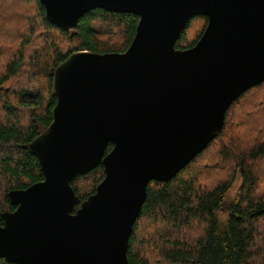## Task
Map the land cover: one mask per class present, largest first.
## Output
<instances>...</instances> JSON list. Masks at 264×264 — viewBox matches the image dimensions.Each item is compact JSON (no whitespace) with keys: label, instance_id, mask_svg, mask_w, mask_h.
<instances>
[{"label":"water","instance_id":"1","mask_svg":"<svg viewBox=\"0 0 264 264\" xmlns=\"http://www.w3.org/2000/svg\"><path fill=\"white\" fill-rule=\"evenodd\" d=\"M40 1L47 20L65 31L96 9L139 23L126 52H76L52 73L53 121L29 145L44 180L9 193L16 210L2 214L0 257L130 264L149 184L176 177L221 133L232 104L264 83V0ZM197 16L208 19L203 36L178 50ZM99 165L105 178L74 211L71 182Z\"/></svg>","mask_w":264,"mask_h":264},{"label":"trees","instance_id":"2","mask_svg":"<svg viewBox=\"0 0 264 264\" xmlns=\"http://www.w3.org/2000/svg\"><path fill=\"white\" fill-rule=\"evenodd\" d=\"M10 1L11 7L22 4V11L36 12L38 19L30 21L21 16L13 18L8 26L5 21L0 25V226L4 225L2 214L16 210L10 203L9 193L26 190L44 180L29 145L53 121L52 111L57 103L54 70L76 52H126L139 23V17L133 14L96 9L80 19L77 30L65 31L47 20L40 0ZM39 24L47 31L65 36L70 43L68 49H61L53 42L46 46L47 41L36 39L33 31ZM97 24L102 27L98 28ZM207 24L205 16L192 18L176 48H193ZM6 27L10 30L3 32ZM105 27L119 32L123 43L110 44L102 39L108 32ZM239 109H243L240 113L244 121H237ZM237 128L253 136L256 144L240 148L239 139L226 138L227 132H235ZM259 137H264V83L251 88L232 104L221 133L176 177L169 182L149 184L147 199L129 240V263L157 264L156 259L151 258L155 256L168 264H264V249L259 250L258 255L254 253L257 238L264 237V174L257 170L264 161V138ZM111 149L109 145L107 153ZM215 149L220 162L231 171V177L209 186L205 178L216 166L209 165L206 174L201 167L209 162L200 167L202 172L197 169ZM215 174L221 173L211 176ZM236 175L240 176L241 185L230 198ZM104 178V167L99 165L73 179L71 185L79 198L74 211L96 193ZM221 211L228 213L225 219L221 218ZM142 226L149 231L142 234ZM193 227L202 229L201 235H194L190 230ZM188 237L197 238L191 243ZM0 264L13 263L0 257Z\"/></svg>","mask_w":264,"mask_h":264},{"label":"rangeland","instance_id":"3","mask_svg":"<svg viewBox=\"0 0 264 264\" xmlns=\"http://www.w3.org/2000/svg\"><path fill=\"white\" fill-rule=\"evenodd\" d=\"M10 4H12L10 0H0V25H1L2 21H5L6 25L8 26V23L10 24L13 21V18H15V17L21 18V16L28 17V19L30 21L32 19H38L36 12L28 14V9L26 11H24V10L22 11V9L20 8V6H22V4L17 5L15 7L9 6ZM10 27L13 28L12 26H10ZM97 27L100 28V27H102V25L97 24ZM104 29H106L108 32H106L107 34H104L103 36H101L102 39L107 40L110 44L120 45L123 43L124 39L120 35L119 32L115 31L114 29L111 30L108 27H105ZM9 30H10V28L6 27L3 30V32H8ZM1 33L2 32H0V35H1ZM33 34H34V37L36 39H38V40L42 39V42L47 41L46 46H48L51 42L57 43L61 47V49H64V50L68 49V47L70 46V43L65 38V36H63L62 34H60L59 32H56V31H52V30L47 31L40 24L34 29ZM30 81H32V79H30ZM34 81H35V79H34ZM242 110L243 109H239L236 111L237 116H238L237 121H244V120H241V114L242 113H240V111H242ZM4 118L5 117L3 116V119ZM249 121L250 120H248V124H249ZM259 122H260V124L258 126H260L259 128H261L262 122L260 120H259ZM238 128L235 130V132H233V131L227 132L226 138L231 139V140H236V139L238 140L239 139L240 140L239 142H241L240 148L251 147V146L256 144L257 140H255V138L253 136L241 133L240 130H238ZM237 135H239L240 138ZM259 138H264V137H259ZM225 143H227V142H225ZM216 150L217 149H215L211 154H209L208 158L205 159V161H201V164L199 165V170L197 169V171H199V173L203 171L202 173L206 174L209 171V170H207L208 168H210L209 165L214 164L216 166V169H214L212 172L208 173L206 178H205V184H207L209 186H211L215 183H218L221 180H224V179L231 177V171L227 168V166L224 163L220 162V157H219V154L216 153ZM207 162H209V163H207ZM204 164H206V165H204ZM202 165H204V168L201 167ZM259 165L260 166L257 169L258 172L260 171V174H264L263 173L264 172V161H261L259 163ZM200 167H201L202 171H200L201 170ZM215 172L221 173V174H215V175L211 176ZM212 180H213V182H212ZM240 185H241L240 176L239 175L234 176V183H233V187H232L231 192H230V198L236 194ZM220 216L222 219H225L228 216V213L225 211H221ZM190 230L193 231L194 235H201L202 229H198V228L193 227ZM147 231H149V229L145 226H142L141 233L143 234ZM159 232H160V230H159ZM188 238L190 239V241L192 243L193 241L196 240L197 237H188ZM263 241H264V237H258L257 238L256 243H258V244L256 245V247L254 249L255 250L254 253L256 255H258L259 250L264 249V243H262ZM149 248L156 250V248H154V247H149ZM151 258L156 259L157 264H168L163 259L155 258V256H153Z\"/></svg>","mask_w":264,"mask_h":264}]
</instances>
